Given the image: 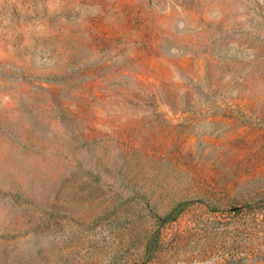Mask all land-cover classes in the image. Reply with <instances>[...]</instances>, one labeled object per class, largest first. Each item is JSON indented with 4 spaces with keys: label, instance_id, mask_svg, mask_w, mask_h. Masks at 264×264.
<instances>
[{
    "label": "rangeland",
    "instance_id": "374dc122",
    "mask_svg": "<svg viewBox=\"0 0 264 264\" xmlns=\"http://www.w3.org/2000/svg\"><path fill=\"white\" fill-rule=\"evenodd\" d=\"M0 264H264V0H0Z\"/></svg>",
    "mask_w": 264,
    "mask_h": 264
}]
</instances>
